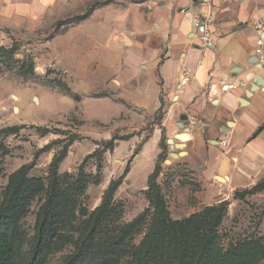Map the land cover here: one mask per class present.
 <instances>
[{"label":"rangeland","instance_id":"obj_1","mask_svg":"<svg viewBox=\"0 0 264 264\" xmlns=\"http://www.w3.org/2000/svg\"><path fill=\"white\" fill-rule=\"evenodd\" d=\"M150 1L43 0L26 21L0 26V205L14 195L16 264H29L46 203L52 211L42 264H62L110 186V217L97 233L106 264L130 263L149 225L148 215L135 220L153 210L148 194L182 223L174 232L187 241L192 230L206 244L203 264H264V154L251 155L234 179H210L201 159L189 161L184 141L162 132L153 153L161 108L151 115L133 108L103 71L86 79L71 68L97 48L84 36L97 41L100 25L111 31L106 8L132 6L142 15ZM89 10L96 11L80 22Z\"/></svg>","mask_w":264,"mask_h":264},{"label":"crops","instance_id":"obj_2","mask_svg":"<svg viewBox=\"0 0 264 264\" xmlns=\"http://www.w3.org/2000/svg\"><path fill=\"white\" fill-rule=\"evenodd\" d=\"M42 2L0 3V26L26 21ZM190 7L191 0H151L142 15L132 6L106 8L105 19L115 20L111 31L100 25L97 41L84 36L88 47L97 48L71 68L82 69L86 79L103 71L104 80L133 108L149 115L162 109L151 140L154 154L164 132L175 144L184 141L189 161L201 159L205 176L230 180L240 165L251 166V155L264 154V68L254 54L264 44L254 25L264 18V0H215L210 26L215 36L208 47L193 31ZM186 70L190 81L179 87ZM222 140L226 148L219 145Z\"/></svg>","mask_w":264,"mask_h":264},{"label":"trees","instance_id":"obj_3","mask_svg":"<svg viewBox=\"0 0 264 264\" xmlns=\"http://www.w3.org/2000/svg\"><path fill=\"white\" fill-rule=\"evenodd\" d=\"M89 11L78 20L81 22L87 19L93 13ZM263 128L264 123L260 129ZM155 172L156 170L151 176V187ZM111 189L112 186L105 192L101 206L90 216L87 227L80 230L73 252L65 258L62 264H106L108 262L110 255L107 252L106 242L99 238L97 233L98 225L110 217L106 214ZM153 193L158 195L157 188L154 186ZM148 197L153 206L152 212L142 214L135 220L138 222L148 215V229L129 264H203L207 252L206 244H198V238L194 239L192 230L187 232L189 236L187 241L178 231L174 232V229L179 230L182 223L175 224L169 219V213L162 200L156 201L155 197L150 194ZM15 206L16 200L12 194H9L0 205V264H16L17 262ZM51 211V203H46L39 212L38 231L29 264H42L48 253ZM211 222L207 223L208 228L205 231L208 236L214 230L210 225ZM118 238L121 239V237Z\"/></svg>","mask_w":264,"mask_h":264},{"label":"built area","instance_id":"obj_4","mask_svg":"<svg viewBox=\"0 0 264 264\" xmlns=\"http://www.w3.org/2000/svg\"><path fill=\"white\" fill-rule=\"evenodd\" d=\"M167 1H176V0H167ZM215 0H191V7L188 11V18L193 28L194 33L198 36L200 40V45L202 47H208L212 44V39L215 36V32L210 29L212 25V12L214 7ZM255 29L261 35V38L264 37V18L256 20L254 22ZM255 60L257 64L261 65L264 68V44H260L255 49ZM189 71L184 72V77L180 82L179 87L187 85L190 81L188 77ZM191 126L197 125V122L191 121ZM219 145L222 148L227 147V141H220Z\"/></svg>","mask_w":264,"mask_h":264},{"label":"water","instance_id":"obj_5","mask_svg":"<svg viewBox=\"0 0 264 264\" xmlns=\"http://www.w3.org/2000/svg\"><path fill=\"white\" fill-rule=\"evenodd\" d=\"M260 67H262L261 65H260ZM263 68V67H262ZM180 138H184L183 136H180Z\"/></svg>","mask_w":264,"mask_h":264},{"label":"bare ground","instance_id":"obj_6","mask_svg":"<svg viewBox=\"0 0 264 264\" xmlns=\"http://www.w3.org/2000/svg\"><path fill=\"white\" fill-rule=\"evenodd\" d=\"M222 179V178H221Z\"/></svg>","mask_w":264,"mask_h":264}]
</instances>
